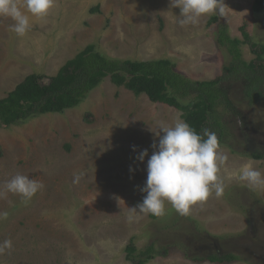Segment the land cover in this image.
<instances>
[{"label":"rangeland","instance_id":"374dc122","mask_svg":"<svg viewBox=\"0 0 264 264\" xmlns=\"http://www.w3.org/2000/svg\"><path fill=\"white\" fill-rule=\"evenodd\" d=\"M253 2L223 0V15L183 27L170 0H55L46 18L30 16L23 36L11 30L14 21L0 17V100L27 76H43L47 83L88 45L121 60L168 59L193 81L216 79L232 61L217 46L219 24L240 42L245 62L256 58L250 43L264 46V11L254 13ZM212 17L218 21L208 26ZM238 84L237 77L225 83L229 97L241 101L247 137L264 150V99L249 104ZM177 116L181 112L106 78L73 109L0 126V190L16 174L44 185L27 203L16 194L0 196V212L9 214L0 220V244L13 245L0 254V264H131L129 244L137 253L153 246L158 255L146 264H209L199 258L216 250L197 249L210 246L212 238L223 253L240 256L231 264H264V188L229 177L247 165L264 173V161L234 155L227 147L219 146L227 157L220 171L222 196L213 192L187 216L166 203L163 216L139 215L128 222L129 208L146 195L140 188L152 144L159 142L158 126ZM231 142L244 147L239 136ZM144 149L148 156L141 162L136 157Z\"/></svg>","mask_w":264,"mask_h":264},{"label":"trees","instance_id":"16d2710c","mask_svg":"<svg viewBox=\"0 0 264 264\" xmlns=\"http://www.w3.org/2000/svg\"><path fill=\"white\" fill-rule=\"evenodd\" d=\"M252 11L263 12L264 0H254ZM217 21L216 17L210 18L208 26ZM225 29L223 24L217 26L216 43L230 55L232 61L223 66L222 75L216 79L193 81L177 72L175 65L168 59L121 60L102 54L93 45H88L61 66L47 83L43 82V76L30 75L16 85L0 100V126L18 125L35 116L61 114L73 109L102 80L109 78L113 85L124 87L134 96L144 95L152 103L164 104L181 112V118L198 133L202 134L204 129L215 132L219 146L227 147L232 154L264 161V150L247 137L248 127L239 108L241 101L230 98V89L225 85L230 77H237L238 86H242L241 96L249 104L264 99V46L250 43L251 53L256 58L245 62L241 57L240 42L227 36ZM244 37L248 43L246 33ZM231 118L236 119L235 125ZM234 136L243 140L244 147H233L231 140ZM125 252L126 260L131 264H146L158 255L153 246L137 253L132 244L125 248ZM199 260L201 263L231 264L241 258L226 254L222 258L215 255Z\"/></svg>","mask_w":264,"mask_h":264},{"label":"clouds","instance_id":"9594fccd","mask_svg":"<svg viewBox=\"0 0 264 264\" xmlns=\"http://www.w3.org/2000/svg\"><path fill=\"white\" fill-rule=\"evenodd\" d=\"M172 8H179L180 26L198 25L201 18L224 13L223 0H170ZM55 7V0H0V17L10 18L14 23L11 30L23 36L31 27L30 16L44 19ZM158 144L154 141L152 155L147 161V179L140 188L146 193L142 202L129 208L127 220L134 222L139 215L161 217L165 204L181 216H187L191 208L203 203L215 193L220 197L224 182L220 175L221 166L227 157L219 151L217 134L208 129L198 133L185 120L177 116L171 124L160 123ZM163 133L161 135L160 133ZM135 151V146H133ZM148 150H142L137 160L143 162ZM130 171L133 169L130 168ZM229 177L246 182L250 188H264V173L251 165L229 172ZM78 180L79 177L77 176ZM44 187L41 181L27 175L16 174L6 181L0 196L5 193L19 195L27 203ZM8 212H0V220L8 218ZM13 247L11 240L0 244V254Z\"/></svg>","mask_w":264,"mask_h":264},{"label":"flooded vegetation","instance_id":"af4514ba","mask_svg":"<svg viewBox=\"0 0 264 264\" xmlns=\"http://www.w3.org/2000/svg\"><path fill=\"white\" fill-rule=\"evenodd\" d=\"M207 237L210 239V236H207ZM211 240H212L213 246H212L211 243H208V244H210V246H199L197 251H199V250H210L211 251L212 249H214V250H216V253L215 254L204 255V256H202L200 258L208 259V258H211L212 256H215V255L218 256L219 258L224 257L226 254L222 252V249L220 248L219 244L217 242H214L215 239L212 238Z\"/></svg>","mask_w":264,"mask_h":264},{"label":"crops","instance_id":"0c3cea01","mask_svg":"<svg viewBox=\"0 0 264 264\" xmlns=\"http://www.w3.org/2000/svg\"><path fill=\"white\" fill-rule=\"evenodd\" d=\"M72 58H73V57H72ZM72 58H71V59H72Z\"/></svg>","mask_w":264,"mask_h":264}]
</instances>
